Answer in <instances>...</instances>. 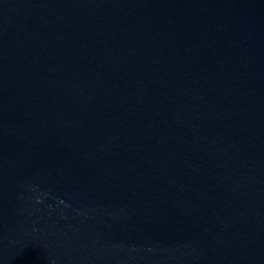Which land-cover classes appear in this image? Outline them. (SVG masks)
<instances>
[{"label":"water","instance_id":"water-1","mask_svg":"<svg viewBox=\"0 0 264 264\" xmlns=\"http://www.w3.org/2000/svg\"><path fill=\"white\" fill-rule=\"evenodd\" d=\"M0 264H264V0H0Z\"/></svg>","mask_w":264,"mask_h":264}]
</instances>
